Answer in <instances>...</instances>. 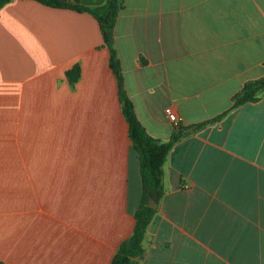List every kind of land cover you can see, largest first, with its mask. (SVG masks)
<instances>
[{
	"label": "crops",
	"instance_id": "1",
	"mask_svg": "<svg viewBox=\"0 0 264 264\" xmlns=\"http://www.w3.org/2000/svg\"><path fill=\"white\" fill-rule=\"evenodd\" d=\"M122 4L114 48L147 134L165 143L225 113L172 146L135 261L264 264V93L229 111L264 77V0ZM102 45L90 14L31 0L0 8V108L15 111L17 131L0 132L1 264H109L132 233L139 165Z\"/></svg>",
	"mask_w": 264,
	"mask_h": 264
},
{
	"label": "trees",
	"instance_id": "2",
	"mask_svg": "<svg viewBox=\"0 0 264 264\" xmlns=\"http://www.w3.org/2000/svg\"><path fill=\"white\" fill-rule=\"evenodd\" d=\"M9 1L0 0V8ZM31 1L53 9H66L77 13L90 14L96 20L99 27L102 46L109 51L108 66L117 83V95L121 113L128 127L131 148L137 154L141 181V200L138 209L134 213L135 223L132 233L121 242L109 264H138L135 259L143 254L142 240L155 214V210L149 208L147 202L148 199L157 202L163 195L162 167L169 151L184 135L196 132L212 123L218 122L225 113L185 128L178 127L177 132L171 134L168 142L162 143L152 138L137 120L133 105L125 93L120 62L114 48L113 31L118 13L123 9L122 0H106L103 5L93 8L82 6L77 0H73V3L70 0ZM65 77L70 85H74L80 77V66L75 64L71 69L66 71ZM262 93H264V77L247 82L241 91L232 97V105L229 111L246 103L256 102Z\"/></svg>",
	"mask_w": 264,
	"mask_h": 264
},
{
	"label": "rangeland",
	"instance_id": "3",
	"mask_svg": "<svg viewBox=\"0 0 264 264\" xmlns=\"http://www.w3.org/2000/svg\"><path fill=\"white\" fill-rule=\"evenodd\" d=\"M15 111L8 108H0V132L14 133L17 132L12 124L15 122Z\"/></svg>",
	"mask_w": 264,
	"mask_h": 264
},
{
	"label": "built area",
	"instance_id": "4",
	"mask_svg": "<svg viewBox=\"0 0 264 264\" xmlns=\"http://www.w3.org/2000/svg\"><path fill=\"white\" fill-rule=\"evenodd\" d=\"M164 112H165V114H166L168 120H169L171 123L177 125V123H178V119H177L175 113H173L172 109L169 108V107H167V108L164 110Z\"/></svg>",
	"mask_w": 264,
	"mask_h": 264
},
{
	"label": "water",
	"instance_id": "5",
	"mask_svg": "<svg viewBox=\"0 0 264 264\" xmlns=\"http://www.w3.org/2000/svg\"><path fill=\"white\" fill-rule=\"evenodd\" d=\"M147 206L151 209H156V202L153 201L152 199H148Z\"/></svg>",
	"mask_w": 264,
	"mask_h": 264
},
{
	"label": "bare ground",
	"instance_id": "6",
	"mask_svg": "<svg viewBox=\"0 0 264 264\" xmlns=\"http://www.w3.org/2000/svg\"><path fill=\"white\" fill-rule=\"evenodd\" d=\"M84 191V190H83ZM93 191V190H92Z\"/></svg>",
	"mask_w": 264,
	"mask_h": 264
}]
</instances>
